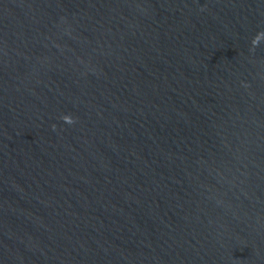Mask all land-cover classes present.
I'll list each match as a JSON object with an SVG mask.
<instances>
[{"label": "water", "instance_id": "1", "mask_svg": "<svg viewBox=\"0 0 264 264\" xmlns=\"http://www.w3.org/2000/svg\"><path fill=\"white\" fill-rule=\"evenodd\" d=\"M0 264H264V0H0Z\"/></svg>", "mask_w": 264, "mask_h": 264}]
</instances>
